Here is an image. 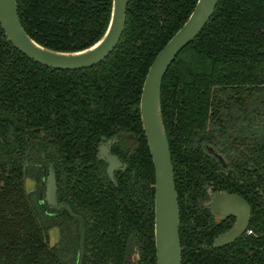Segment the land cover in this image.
Wrapping results in <instances>:
<instances>
[{
	"label": "trees",
	"instance_id": "1",
	"mask_svg": "<svg viewBox=\"0 0 264 264\" xmlns=\"http://www.w3.org/2000/svg\"><path fill=\"white\" fill-rule=\"evenodd\" d=\"M197 0H128L123 34L100 63L79 70L39 64L0 25V264H78L80 222L37 205L25 188L54 165L59 201L84 220L82 264H156L154 167L139 100L154 57ZM112 0H17L40 45L77 51L105 32ZM179 205L181 264H264V0H218L175 57L160 91ZM132 135L112 151L127 164L116 184L96 159L102 137ZM206 145L223 154L227 168ZM205 185L251 205L248 229L213 248L231 220L213 221ZM57 227L59 240L50 241Z\"/></svg>",
	"mask_w": 264,
	"mask_h": 264
},
{
	"label": "water",
	"instance_id": "2",
	"mask_svg": "<svg viewBox=\"0 0 264 264\" xmlns=\"http://www.w3.org/2000/svg\"><path fill=\"white\" fill-rule=\"evenodd\" d=\"M218 0H197L183 25L159 50L145 76L139 111L142 129L154 167V244L156 264H181L182 250L179 237V205L174 182L169 143L161 115V84L177 54L203 29L211 17ZM128 0H112L107 28L92 45L77 51H56L44 47L31 38L23 28L17 11V0H0V25L12 45L33 61L60 70H79L103 61L119 42L126 22ZM97 156L106 164V172L113 180L114 172L122 166L109 148H99ZM42 159L44 155L42 154ZM39 200L49 207L66 208L57 202L56 179L52 164L48 165L45 190ZM208 207L215 215L235 216L232 228L218 236L214 247L236 240L247 228L251 210L236 194L214 193ZM82 250V247H81Z\"/></svg>",
	"mask_w": 264,
	"mask_h": 264
},
{
	"label": "flooded vegetation",
	"instance_id": "3",
	"mask_svg": "<svg viewBox=\"0 0 264 264\" xmlns=\"http://www.w3.org/2000/svg\"><path fill=\"white\" fill-rule=\"evenodd\" d=\"M144 136H145V135H144ZM117 142H121L122 144H126L128 147L133 148V147H134V142H135V140H134V137H133L132 135H128V134H127V135L113 136V137H111V138H104V137H102L101 140L99 141L98 145H97V150H96V159H97V160H102V161L105 163V174H106L107 178L109 179V181L112 182L113 184H116L115 174H116L118 171L123 172V171H125L126 168H127V164L124 162V160H123L119 155H117L115 152L112 151V146H113L114 144H116ZM100 147L103 148V149H104L105 147H108L110 153L113 154V155H115V156L120 160V162L122 163V166H121L120 168H117V169L115 170L114 175H113V176H114V179H113V180L108 176V174H107V172H106V167H107L106 162H105L103 159H101V158H99V157L97 156V152H98V149H99ZM205 149H206V151H207L210 155H212V156L216 159V161L218 162V164H219L223 169H224V168H227V161H226L225 157H224L223 154L220 153V152H219L214 146H212V145H206V146H205ZM42 154H43V153H42ZM42 154H41V158H42ZM43 155H44V154H43ZM42 161L45 162V164H44V167H45V168H44V180H43L42 186H41V187H36L35 182L32 181V184H33V187H34V188H33L31 191H27V192H30V193L32 194V196H33V198L35 199L37 205H38V204H39V205H42L43 208H44L45 210H46V209H49L50 211H52V214H54V213H56V212H60V213L65 212V213L67 214V216H68L70 219H72V220L77 219V220L80 222V228H79V231H78V233H77V235H78L77 263H78V264H82V258H83V253H84V244H83V243H84V220H83V217H82L81 215H79V214L73 212L72 209H71V207H70V205H69L67 202L59 201V200H58V196H57V202H58V203H63V204H65V205H67V206H68V209L63 208V207H61V208H57V207H49V206L46 204L45 201H40V200H39V192H40V190H43V191L45 190V180H46L47 170H48V165H49V164H52L53 169H54V172H55V179H56V192H57V178H56V171H55L54 165H53V163H52L51 161L47 160V159L45 158V156H44V159H42ZM204 188H205V191H206V193H207V195H208V199H207L205 202H203V206H204L205 208H207V209L210 211V213L212 214V217H213V218H212L213 221H214L215 223H221V222H224V221L227 222V221L231 220V225H230V227L227 228L226 230H224L223 232L219 233V234L213 239V242H214V240H215L218 236H220L221 234L225 233V232L228 231L230 228H232V227L234 226L235 222H236V217H235V216H231V215H229V216H223V215L219 216V215H215V214L212 213L211 209L208 207V203L210 202L211 197H212V195H213L214 193H219V194H220V193L236 194V195H238L239 197H241V198H242V199L248 204V206L250 207V210H251V214H252V209H251V205L248 203V201H247L243 196H241L240 194H238V193H236V192H229V191H226V190H223V189H214L212 185H205ZM251 214H250V218H249L248 226H249V223H250V220H251ZM248 226H247L246 230H245V231H244L239 237H241L244 233H246L247 235H251V234H252V230H251V229H248ZM55 231H57L58 235H57V237L55 236V241L52 242V244H56V243L58 242L59 238H60V237H59V230H58V228H57V227H54V228H52V229L50 230V241H51V232L54 233V235H55ZM239 237H238V238H239ZM238 238H237V239H238ZM237 239H236V240H237ZM236 240H234V241H236ZM234 241H233V242H234ZM233 242H231V243H233ZM231 243H228V244H231ZM228 244H226V245H228ZM226 245H223V246H226ZM81 247H82V250H81ZM212 247H213V248H219V247H214V246H213V243H212ZM220 247H222V246H220Z\"/></svg>",
	"mask_w": 264,
	"mask_h": 264
},
{
	"label": "rangeland",
	"instance_id": "4",
	"mask_svg": "<svg viewBox=\"0 0 264 264\" xmlns=\"http://www.w3.org/2000/svg\"><path fill=\"white\" fill-rule=\"evenodd\" d=\"M25 188L27 191H31L34 188L31 179H25ZM57 235V231H55V235L51 232V243L55 241V236L57 237Z\"/></svg>",
	"mask_w": 264,
	"mask_h": 264
}]
</instances>
